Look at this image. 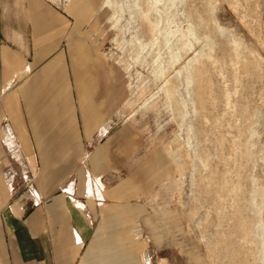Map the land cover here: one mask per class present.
<instances>
[{
    "label": "rangeland",
    "instance_id": "rangeland-1",
    "mask_svg": "<svg viewBox=\"0 0 264 264\" xmlns=\"http://www.w3.org/2000/svg\"><path fill=\"white\" fill-rule=\"evenodd\" d=\"M50 1L112 110L84 264H264V0Z\"/></svg>",
    "mask_w": 264,
    "mask_h": 264
},
{
    "label": "crops",
    "instance_id": "crops-1",
    "mask_svg": "<svg viewBox=\"0 0 264 264\" xmlns=\"http://www.w3.org/2000/svg\"><path fill=\"white\" fill-rule=\"evenodd\" d=\"M71 26L50 0H0V264H84L95 230V190L78 168L112 110Z\"/></svg>",
    "mask_w": 264,
    "mask_h": 264
}]
</instances>
